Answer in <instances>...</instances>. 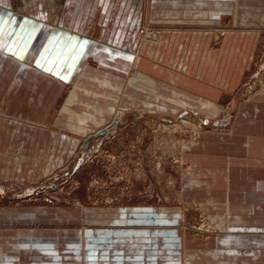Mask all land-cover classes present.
<instances>
[{"label":"rangeland","instance_id":"1","mask_svg":"<svg viewBox=\"0 0 264 264\" xmlns=\"http://www.w3.org/2000/svg\"><path fill=\"white\" fill-rule=\"evenodd\" d=\"M66 1L8 2L43 27L51 22L60 27L58 20L65 12ZM137 2L126 6L135 9L129 17L115 18L111 25L114 34L98 36V30L109 24L106 12L93 16L87 25L90 39L136 56V66L132 65L128 74H123V69L114 74L99 68L91 54L85 58L89 64L73 66L72 73L77 72L69 84L50 80L41 67L37 69L45 76L29 72L21 80L9 61L0 70V212L5 214L0 216V251L12 264H44L46 260L38 253V245L15 248L18 230L34 232L23 236L42 240L54 237L62 250L52 256L56 264H85L80 255L82 228L125 226L108 218L129 205L166 211L167 220L161 226L138 222L135 228L160 227L167 230V235H182L186 250L212 247L220 235H264V199L262 209L257 210H262L261 216L247 214L249 222L231 224L234 228L226 231L216 225L217 218L212 219L214 209L209 212L201 199L203 192L191 191L185 183L188 176H194L192 160L196 152L192 141L196 140L197 146L198 137L231 133L239 105L254 103V97L264 89V0H230V9L208 26L216 31L246 30L243 39L231 40L237 43L233 57H242L243 62L247 58L248 63L235 89L220 90L213 99L217 111L211 112L197 99H212L202 94L205 88L197 80L192 83L185 79L192 55L202 56L206 49L197 48L191 38L180 35L181 31L204 30L207 24L193 18V12L182 16L183 7L172 6L171 0ZM206 3L201 0L197 11L207 10ZM79 18L77 15L74 20ZM119 27V34L115 33ZM221 36L210 39L209 50H220ZM41 49L45 51L46 44ZM138 57L145 63L141 64ZM145 70L155 77L154 83H145L140 75V80L130 81L136 71ZM74 87L78 91L88 89L89 93L79 95L71 110L65 111L62 104ZM215 120L219 123H213ZM198 147L204 148L202 144ZM236 195L237 200L243 198L241 193ZM248 198H252L250 193ZM86 209L94 213L87 214ZM219 210L220 215L223 208ZM136 244L139 251L144 243L137 240ZM107 256L105 261L110 264L145 261L141 253L134 261L116 253ZM260 259L264 264V255Z\"/></svg>","mask_w":264,"mask_h":264},{"label":"crops","instance_id":"2","mask_svg":"<svg viewBox=\"0 0 264 264\" xmlns=\"http://www.w3.org/2000/svg\"><path fill=\"white\" fill-rule=\"evenodd\" d=\"M8 1L0 0V70L4 63L9 61L15 66L18 80H21L24 74L26 76L29 72H36L45 76V73L37 69V67H41L49 73L50 80L56 82L61 80L69 84L77 72L72 73L73 66L75 64H89L85 62L87 54L92 55L91 57L98 62L99 68L109 73L119 74L123 69L122 73L128 74L131 66H136V56L120 53L113 50L114 47L90 39V29L87 25L93 20V16L106 12L110 15L109 24L104 30H98V36L105 37L103 36L105 32L114 34L115 28L111 25L115 18L121 17L122 19L126 15L129 17L135 9L129 10L126 6L130 7L133 3L138 5L137 0H67L64 3L65 12L58 20L60 27L55 22L47 23L43 27L38 20L25 18L23 13L14 10L11 7V2ZM200 1L171 0V5L183 7L182 16H190L191 14L188 13L193 12V18L207 24V27L214 20H219L220 16L231 7L230 0H210L209 2L212 1L211 5L206 0L207 10L197 11V4ZM183 3H190L191 5L187 6ZM136 9L138 10V8ZM77 15L80 18L74 20ZM88 16L91 17L89 22ZM78 20H80L79 23ZM180 20H185V18ZM119 30L120 27L115 33L119 34ZM237 31L240 32L235 33L226 29L216 31L208 27L204 30H187L180 33L181 36L191 38L192 45L206 49L202 56L200 54L199 56L198 54L192 55L189 74L185 79L191 80L192 83L197 80L200 86L205 88L202 94H207L206 96L212 99L207 98V100L200 97L197 99L203 101L204 109L208 107L207 111L209 112L217 111L213 99L220 93V90L222 92V90L235 89L248 66L247 58L244 57L243 62L242 57L239 59L236 58V55L233 57V49L237 43L231 39L232 37L243 39L245 37L243 32L246 30ZM115 35H111V37L115 39ZM215 35H222L220 50L212 51L209 50L208 45L210 39ZM113 38L112 40H114ZM179 38L182 37L179 36ZM45 44L46 50L44 51L41 48ZM91 47L93 50L89 51ZM8 54L13 55V57L11 58ZM138 60L141 64L145 63L139 57ZM122 63L125 66L120 67ZM147 63L150 64V62ZM85 64L84 66H86ZM138 75L145 78L143 80L145 83H149L148 81L154 83L156 80L150 71L145 70L144 72L136 71L130 81L140 80ZM149 85L151 84L149 83ZM187 86L196 87V85L189 83ZM78 90L77 87H74L70 91L62 104L63 110L70 111L77 102L79 95L84 96L89 93L88 89ZM254 98V103L239 105L237 109L238 118L233 123L231 133L198 137L197 146L196 140L192 141V145L195 144L192 148L193 153L196 152L194 161L192 160L194 176H188L185 179L186 186L191 191L203 192L201 199L205 200L206 203H204L210 210L209 212L212 213V209H214L212 219L217 218L214 220L216 225L221 229H226V231H230V227L234 228V225H243L245 222H249L246 217L247 214L257 218L262 211L257 210L263 207L261 202L264 199V89ZM181 105L183 104L181 103ZM166 108L164 109L166 110ZM198 109L200 108L198 107ZM80 119L82 118L79 117L78 120ZM213 123L216 124L219 121L215 120ZM200 144L204 148H199L198 145ZM236 193H241L243 198L237 200ZM249 193L252 198H248ZM257 193L261 194L258 195ZM258 201H260L259 205ZM219 208H223L220 215ZM86 212L90 214L94 213V210L86 209ZM4 215L3 212H0V216ZM167 216L166 211L155 210L146 205L120 207L117 209L116 215L113 218H108V221L124 223L125 226L82 228L80 233L82 235L80 241L81 260L85 264H91V262L110 264L105 260L109 258L107 255L112 253H116L120 258L123 257L122 255L127 256V261H134L136 256L141 253L145 258L141 264H183L185 260L188 261L186 264H260V257L264 255V235H220L215 238V244L212 247L186 250L182 235H167V230L160 227L155 229L135 228L138 222L144 224L153 222L155 225L161 226L166 223ZM20 217H26V215ZM231 224L234 225L229 226ZM15 235H20L15 248L38 245V253L46 256L44 264H56V260L52 256H55L57 252H62V250L55 244L54 237L49 236L42 240V238L23 236L35 234L21 230H18ZM137 240H143L144 243L139 251L136 247ZM35 242L37 243L35 244ZM71 245L69 243V247ZM66 248L68 249V246ZM77 254L80 257L79 253ZM5 255L7 254L4 251H0V264H12ZM47 256L51 259L48 260ZM225 259L231 261L226 262ZM133 263L137 264V262Z\"/></svg>","mask_w":264,"mask_h":264},{"label":"water","instance_id":"3","mask_svg":"<svg viewBox=\"0 0 264 264\" xmlns=\"http://www.w3.org/2000/svg\"><path fill=\"white\" fill-rule=\"evenodd\" d=\"M100 132H104V130H101ZM86 144H87V141H84V146H86Z\"/></svg>","mask_w":264,"mask_h":264},{"label":"bare ground","instance_id":"4","mask_svg":"<svg viewBox=\"0 0 264 264\" xmlns=\"http://www.w3.org/2000/svg\"><path fill=\"white\" fill-rule=\"evenodd\" d=\"M119 113V112H118ZM176 123V122H175ZM163 129V128H162ZM165 131V130H164ZM158 133V132H157ZM159 137V136H158Z\"/></svg>","mask_w":264,"mask_h":264}]
</instances>
